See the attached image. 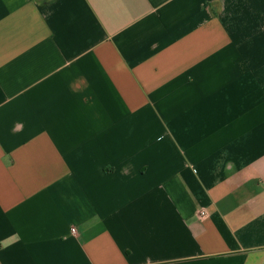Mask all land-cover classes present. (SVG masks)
<instances>
[{
	"label": "crops",
	"instance_id": "0c3cea01",
	"mask_svg": "<svg viewBox=\"0 0 264 264\" xmlns=\"http://www.w3.org/2000/svg\"><path fill=\"white\" fill-rule=\"evenodd\" d=\"M0 264H264V0H0Z\"/></svg>",
	"mask_w": 264,
	"mask_h": 264
},
{
	"label": "built area",
	"instance_id": "2783aa9c",
	"mask_svg": "<svg viewBox=\"0 0 264 264\" xmlns=\"http://www.w3.org/2000/svg\"><path fill=\"white\" fill-rule=\"evenodd\" d=\"M204 216H206V211L200 212V217L203 218ZM73 231L76 232L75 229H73Z\"/></svg>",
	"mask_w": 264,
	"mask_h": 264
}]
</instances>
